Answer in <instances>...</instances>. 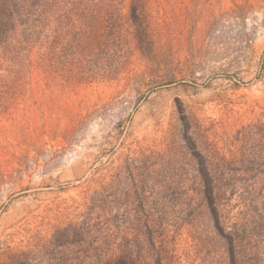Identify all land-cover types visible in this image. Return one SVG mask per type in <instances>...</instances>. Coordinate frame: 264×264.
<instances>
[{"label":"rangeland","instance_id":"rangeland-1","mask_svg":"<svg viewBox=\"0 0 264 264\" xmlns=\"http://www.w3.org/2000/svg\"><path fill=\"white\" fill-rule=\"evenodd\" d=\"M149 8L160 64L0 97V264L139 259L146 231L158 246L166 232L167 264H203L186 217L196 165L219 180L245 152L264 166V0Z\"/></svg>","mask_w":264,"mask_h":264},{"label":"trees","instance_id":"trees-1","mask_svg":"<svg viewBox=\"0 0 264 264\" xmlns=\"http://www.w3.org/2000/svg\"><path fill=\"white\" fill-rule=\"evenodd\" d=\"M153 19L149 0H0V97L21 96L35 76L47 87L73 86L117 80L137 56L158 64ZM255 127L263 136L264 127ZM196 166L197 196L186 217L203 264H264V166L246 152L221 180L206 161ZM165 233L158 246L146 231L152 240L139 248L147 255L134 259L137 250L109 264H167L175 249Z\"/></svg>","mask_w":264,"mask_h":264}]
</instances>
